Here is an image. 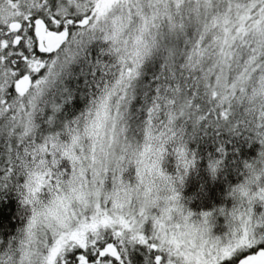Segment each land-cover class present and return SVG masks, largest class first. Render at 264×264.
I'll return each mask as SVG.
<instances>
[{"label":"snow or ice","instance_id":"6c2138e0","mask_svg":"<svg viewBox=\"0 0 264 264\" xmlns=\"http://www.w3.org/2000/svg\"><path fill=\"white\" fill-rule=\"evenodd\" d=\"M0 264H264V0H0Z\"/></svg>","mask_w":264,"mask_h":264},{"label":"trees","instance_id":"16d2710c","mask_svg":"<svg viewBox=\"0 0 264 264\" xmlns=\"http://www.w3.org/2000/svg\"><path fill=\"white\" fill-rule=\"evenodd\" d=\"M193 179H196V177H193ZM213 188H215L216 187V184L215 183H213ZM226 185H225V189H226ZM186 191H187V189H186ZM216 194H217V196H220L221 198L223 197V194L220 192V190L217 188L216 189ZM195 203V202H194ZM213 204H217V201H213ZM5 219H7V215L5 216ZM12 227H13V229L16 227V224L14 223L13 225H12Z\"/></svg>","mask_w":264,"mask_h":264},{"label":"rangeland","instance_id":"374dc122","mask_svg":"<svg viewBox=\"0 0 264 264\" xmlns=\"http://www.w3.org/2000/svg\"><path fill=\"white\" fill-rule=\"evenodd\" d=\"M221 227H223V224H220Z\"/></svg>","mask_w":264,"mask_h":264}]
</instances>
